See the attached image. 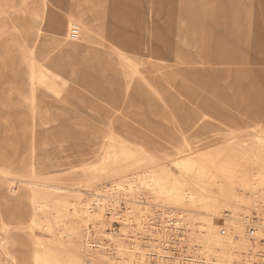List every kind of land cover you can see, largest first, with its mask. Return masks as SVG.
I'll use <instances>...</instances> for the list:
<instances>
[{
    "label": "rangeland",
    "instance_id": "374dc122",
    "mask_svg": "<svg viewBox=\"0 0 264 264\" xmlns=\"http://www.w3.org/2000/svg\"><path fill=\"white\" fill-rule=\"evenodd\" d=\"M250 193L264 203V0H0V264H129L85 234L109 204L140 225L138 201L182 207L233 264L219 215Z\"/></svg>",
    "mask_w": 264,
    "mask_h": 264
},
{
    "label": "built area",
    "instance_id": "2783aa9c",
    "mask_svg": "<svg viewBox=\"0 0 264 264\" xmlns=\"http://www.w3.org/2000/svg\"><path fill=\"white\" fill-rule=\"evenodd\" d=\"M250 199L241 210L224 209L219 215L221 226L232 230L233 239L236 242L243 240L245 245L244 254L235 259L233 264H264V203L255 194L250 193ZM91 202L96 208L95 202ZM138 202L150 209L139 220L140 225L134 221L125 224L121 217H115L114 220L109 212L113 210L110 207L112 204H109L103 213L104 219L94 222L98 226L90 227L88 234H85L87 245L95 253H106L114 259L122 254L130 255L133 259L129 264L214 262L199 246L196 236L199 223L190 220L182 207L167 201L152 204ZM232 223L235 225L234 229L231 228Z\"/></svg>",
    "mask_w": 264,
    "mask_h": 264
},
{
    "label": "bare ground",
    "instance_id": "6f19581e",
    "mask_svg": "<svg viewBox=\"0 0 264 264\" xmlns=\"http://www.w3.org/2000/svg\"><path fill=\"white\" fill-rule=\"evenodd\" d=\"M254 23H255V21H254ZM251 25V24H250ZM258 27V26H257ZM252 28V27H251ZM257 42V41H256ZM251 45V44H250ZM255 45H257V44H255ZM250 47V46H249ZM252 48V47H251ZM256 50V49H255ZM128 84V83H127ZM130 85V84H129ZM4 102V101H3ZM19 203L18 204H28V202L25 200V199H19V201H18ZM33 222H35L34 220H32Z\"/></svg>",
    "mask_w": 264,
    "mask_h": 264
}]
</instances>
